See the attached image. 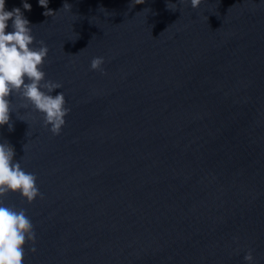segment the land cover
I'll use <instances>...</instances> for the list:
<instances>
[{"label":"water","instance_id":"1","mask_svg":"<svg viewBox=\"0 0 264 264\" xmlns=\"http://www.w3.org/2000/svg\"><path fill=\"white\" fill-rule=\"evenodd\" d=\"M27 2L6 9L71 112L56 136L14 97L0 128L43 195L4 198L34 225L24 264H264V0Z\"/></svg>","mask_w":264,"mask_h":264},{"label":"clouds","instance_id":"2","mask_svg":"<svg viewBox=\"0 0 264 264\" xmlns=\"http://www.w3.org/2000/svg\"><path fill=\"white\" fill-rule=\"evenodd\" d=\"M145 2L146 0H132L130 7ZM178 2L187 5L189 0ZM38 3L46 9L43 13L45 16L57 13L48 8L49 0H38ZM201 3L202 0H190L193 9H198ZM167 8L175 12L178 5L169 0ZM23 9L32 10L27 0H23ZM61 9L71 12L72 5L65 2ZM9 21L12 22V31L7 30ZM36 43L33 26L21 8L8 11L6 0H0V128L7 125L10 132L14 130L11 116L15 111V97L21 101L20 108L41 113L44 127L50 128L51 133L58 136L66 125L65 118L71 108L67 107L63 92L53 95L57 89L63 88V84L46 79L47 74L43 69L50 49L43 40L38 42L39 47L34 46ZM104 63V57H93L90 70L106 75ZM25 147L26 145L24 149ZM15 155V148L9 142H0V264H24L29 242L32 244L30 251H37L34 225L26 210L4 203V198L9 194H18L29 204L37 197L43 198L37 176L27 172L20 161L14 160ZM253 253L254 250L250 248L245 254L246 264H254Z\"/></svg>","mask_w":264,"mask_h":264}]
</instances>
